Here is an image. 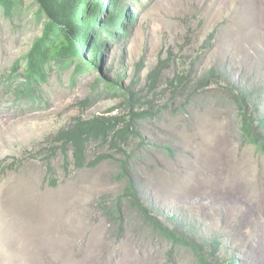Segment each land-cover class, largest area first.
<instances>
[{"label":"rangeland","instance_id":"374dc122","mask_svg":"<svg viewBox=\"0 0 264 264\" xmlns=\"http://www.w3.org/2000/svg\"><path fill=\"white\" fill-rule=\"evenodd\" d=\"M23 1L13 18L0 13L3 79L22 71L42 35L44 22ZM125 1L136 22L107 43L102 75L72 81L74 65L56 69L30 103L0 86V264H195L191 253L169 254L130 200L120 220L111 216L129 158L141 203L166 227L218 240L240 264H264V157L244 142L227 98L256 94L264 115V0ZM160 61L168 67L150 91ZM102 76L113 90L97 85ZM146 109L157 117L127 143L92 138L82 169L60 138L79 122L124 127L131 110Z\"/></svg>","mask_w":264,"mask_h":264},{"label":"trees","instance_id":"16d2710c","mask_svg":"<svg viewBox=\"0 0 264 264\" xmlns=\"http://www.w3.org/2000/svg\"><path fill=\"white\" fill-rule=\"evenodd\" d=\"M35 7L36 17L44 22L41 37L35 39L31 49L24 57V67L16 76H0V86L6 85L9 94L18 102L41 101V87L49 81L56 69L75 66L72 81L78 74L98 70L102 75L103 51L107 43L117 36V31L124 29L121 23H135L134 9H130L125 0H29ZM104 5V6H103ZM26 5L23 0H0V13L8 18L22 13ZM104 14L103 16H101ZM126 37V34H123ZM17 67V64H16ZM13 71H15V68ZM168 67L167 61L160 64L150 74V91H154ZM139 70L141 67L139 66ZM216 77L211 71L208 79ZM105 76L96 80L105 89L113 90L115 84L105 80ZM183 84L182 80L176 85ZM211 83L204 87L210 86ZM180 87V86H179ZM256 93V92H255ZM128 101L136 98L140 106L143 101L133 92L124 94ZM238 106L241 135L246 144L253 147L264 157V115L260 107L259 96L247 92H230L227 97ZM140 100V101H139ZM132 120L126 126L117 128L116 124H98L96 121L79 122L70 130L60 132L64 145L73 150V157L78 168L86 165V150L92 138L107 140L111 134L115 141L127 143L131 134L138 136V123L149 118H156L157 113L131 110ZM112 143V142H111ZM132 160L122 163L121 178L125 179V192L119 196L117 205L111 212L115 219H121V202L130 200L145 225L152 232L171 244L169 254L175 250L185 251L194 256L195 264H240L237 257L229 256L218 240L198 242L188 234L166 227L151 211L143 206L139 190L132 177ZM10 167H13L11 165ZM17 167V166H16ZM3 171V170H2ZM5 171V170H4Z\"/></svg>","mask_w":264,"mask_h":264}]
</instances>
